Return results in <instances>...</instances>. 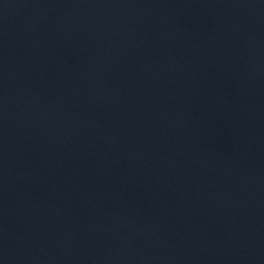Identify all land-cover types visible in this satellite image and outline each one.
Segmentation results:
<instances>
[{
	"label": "water",
	"instance_id": "1",
	"mask_svg": "<svg viewBox=\"0 0 264 264\" xmlns=\"http://www.w3.org/2000/svg\"><path fill=\"white\" fill-rule=\"evenodd\" d=\"M0 264H264V0H0Z\"/></svg>",
	"mask_w": 264,
	"mask_h": 264
}]
</instances>
